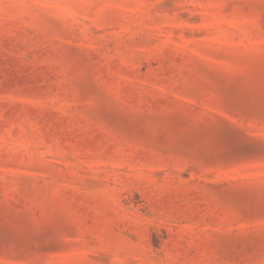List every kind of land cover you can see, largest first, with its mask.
Wrapping results in <instances>:
<instances>
[{
  "label": "rangeland",
  "instance_id": "1",
  "mask_svg": "<svg viewBox=\"0 0 264 264\" xmlns=\"http://www.w3.org/2000/svg\"><path fill=\"white\" fill-rule=\"evenodd\" d=\"M0 264H264V0H0Z\"/></svg>",
  "mask_w": 264,
  "mask_h": 264
}]
</instances>
